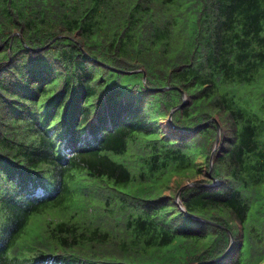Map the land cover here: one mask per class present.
<instances>
[{
  "label": "trees",
  "instance_id": "trees-1",
  "mask_svg": "<svg viewBox=\"0 0 264 264\" xmlns=\"http://www.w3.org/2000/svg\"><path fill=\"white\" fill-rule=\"evenodd\" d=\"M201 261L264 264V0H0V264Z\"/></svg>",
  "mask_w": 264,
  "mask_h": 264
},
{
  "label": "water",
  "instance_id": "water-1",
  "mask_svg": "<svg viewBox=\"0 0 264 264\" xmlns=\"http://www.w3.org/2000/svg\"><path fill=\"white\" fill-rule=\"evenodd\" d=\"M138 71H143V70H138ZM220 135H221V128H220V125L218 124V137H217V140H216V145H217V143H218V141H219V138H220ZM216 145H215V148H214V150H213V152H212V156H211V165H210V170H211V167H212V157H213V155H214V153H215V150H216ZM189 185H199V184H197V183H190V184H188V186ZM179 195H180V191L178 192V194H177V198L179 197ZM208 263V261H201V262H199V263H197V264H207Z\"/></svg>",
  "mask_w": 264,
  "mask_h": 264
},
{
  "label": "rangeland",
  "instance_id": "rangeland-1",
  "mask_svg": "<svg viewBox=\"0 0 264 264\" xmlns=\"http://www.w3.org/2000/svg\"><path fill=\"white\" fill-rule=\"evenodd\" d=\"M163 123H166L165 121H163Z\"/></svg>",
  "mask_w": 264,
  "mask_h": 264
},
{
  "label": "snow or ice",
  "instance_id": "snow-or-ice-1",
  "mask_svg": "<svg viewBox=\"0 0 264 264\" xmlns=\"http://www.w3.org/2000/svg\"><path fill=\"white\" fill-rule=\"evenodd\" d=\"M233 243H235V241H233Z\"/></svg>",
  "mask_w": 264,
  "mask_h": 264
}]
</instances>
